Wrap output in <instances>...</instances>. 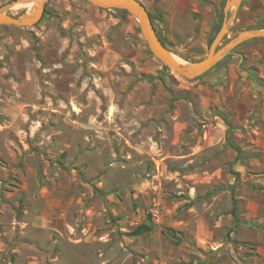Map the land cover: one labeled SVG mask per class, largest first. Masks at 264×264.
I'll use <instances>...</instances> for the list:
<instances>
[{
    "label": "rangeland",
    "instance_id": "obj_1",
    "mask_svg": "<svg viewBox=\"0 0 264 264\" xmlns=\"http://www.w3.org/2000/svg\"><path fill=\"white\" fill-rule=\"evenodd\" d=\"M138 1L184 62L224 15L225 0ZM241 3L219 47L264 30V0ZM45 5L0 26V264H264V36L187 80L126 11Z\"/></svg>",
    "mask_w": 264,
    "mask_h": 264
},
{
    "label": "water",
    "instance_id": "obj_2",
    "mask_svg": "<svg viewBox=\"0 0 264 264\" xmlns=\"http://www.w3.org/2000/svg\"><path fill=\"white\" fill-rule=\"evenodd\" d=\"M20 2H32L33 10L31 13L23 15H14L7 13L0 8V26L10 25L15 27H32L37 24L44 14L45 4L48 0H18ZM89 4L105 9L122 10L129 13L137 21L139 32L141 33L147 48L156 57L163 66L173 71L177 75L191 80L211 69L216 62L233 47L241 42L264 36V30H251L239 33L226 45L219 47L226 34L230 24L235 16L236 8L242 0H225L223 6V19L221 26L213 37L208 51L204 57L193 62L180 63L175 55L169 51L159 39L149 15L148 10L138 0H83ZM15 3V2H14ZM233 8V10H230Z\"/></svg>",
    "mask_w": 264,
    "mask_h": 264
},
{
    "label": "trees",
    "instance_id": "obj_3",
    "mask_svg": "<svg viewBox=\"0 0 264 264\" xmlns=\"http://www.w3.org/2000/svg\"><path fill=\"white\" fill-rule=\"evenodd\" d=\"M241 4H242V3H241ZM45 7H46V5H45ZM44 12H46L45 9H44ZM121 12H123V11H121ZM149 15H150V13H149ZM150 18H151V15H150ZM151 19H152V18H151ZM151 21H152V20H151ZM262 23L264 24V21H263V20L259 21L258 24H261V26H263ZM220 26H221V25H220ZM220 26H219L218 29L216 30V33H217V31L219 30ZM158 37H159V36H158ZM224 37H225V36H224ZM159 39H160V38H159ZM161 42H162V41H161ZM162 44L164 45L163 42H162ZM212 68H213V67H212ZM163 69H166V67L163 66ZM209 70H210V69H209ZM209 70H208V71H209ZM208 71H206V72H208ZM206 72H205V73H206ZM205 73H204V74H205ZM202 75H203V74H202ZM200 76H201V75H200ZM198 77H199V76H198ZM198 77H196V78H198ZM194 79H195V78H194ZM223 118H224V117H223ZM224 120H225L226 125L229 126V123H228L227 119L224 118ZM234 174L237 176V175H238V172H234ZM236 211H237V204H236V200L233 199L232 207H231L230 213L232 214V216H233V218L235 219V221H237V213H236ZM149 230H150V226H149V225H147V224H140V225H138L137 227L134 228V230L132 231L131 234H133V235H139V234H142V233L147 232V231H149ZM165 235H166L168 238H170L171 240H173L175 243H179V242H181V241L183 240L182 237H178V236H176L175 233H174V231H173L172 229H167V230L165 231ZM230 241H231V242H235L233 239H230Z\"/></svg>",
    "mask_w": 264,
    "mask_h": 264
},
{
    "label": "built area",
    "instance_id": "obj_4",
    "mask_svg": "<svg viewBox=\"0 0 264 264\" xmlns=\"http://www.w3.org/2000/svg\"><path fill=\"white\" fill-rule=\"evenodd\" d=\"M152 216H153V217H157V212L154 211V212L152 213Z\"/></svg>",
    "mask_w": 264,
    "mask_h": 264
},
{
    "label": "bare ground",
    "instance_id": "obj_5",
    "mask_svg": "<svg viewBox=\"0 0 264 264\" xmlns=\"http://www.w3.org/2000/svg\"><path fill=\"white\" fill-rule=\"evenodd\" d=\"M176 58V57H175ZM177 59V58H176ZM180 63H185L182 59H177Z\"/></svg>",
    "mask_w": 264,
    "mask_h": 264
}]
</instances>
